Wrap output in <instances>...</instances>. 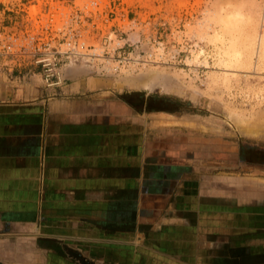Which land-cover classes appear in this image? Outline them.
<instances>
[{"label":"crops","instance_id":"crops-1","mask_svg":"<svg viewBox=\"0 0 264 264\" xmlns=\"http://www.w3.org/2000/svg\"><path fill=\"white\" fill-rule=\"evenodd\" d=\"M61 78L0 77V264H264V207L241 215L184 178L155 134L172 110L79 68Z\"/></svg>","mask_w":264,"mask_h":264},{"label":"rangeland","instance_id":"rangeland-1","mask_svg":"<svg viewBox=\"0 0 264 264\" xmlns=\"http://www.w3.org/2000/svg\"><path fill=\"white\" fill-rule=\"evenodd\" d=\"M54 51L172 110L155 134L184 178L241 215L264 207V0H0V77L42 79Z\"/></svg>","mask_w":264,"mask_h":264},{"label":"built area","instance_id":"built-area-1","mask_svg":"<svg viewBox=\"0 0 264 264\" xmlns=\"http://www.w3.org/2000/svg\"><path fill=\"white\" fill-rule=\"evenodd\" d=\"M88 57L85 53L77 51L63 53L54 51V53L50 54V57L37 60L36 64L42 68V79L45 89H59L65 83V80L61 78V70L65 67L75 66L79 62L90 64ZM96 74L103 76L101 73Z\"/></svg>","mask_w":264,"mask_h":264},{"label":"bare ground","instance_id":"bare-ground-1","mask_svg":"<svg viewBox=\"0 0 264 264\" xmlns=\"http://www.w3.org/2000/svg\"><path fill=\"white\" fill-rule=\"evenodd\" d=\"M68 68H69V67H68ZM142 78H143V76H142ZM142 78H141L142 81H140V83H142V84L144 85V83L146 82V79H142ZM151 79H152V78H151Z\"/></svg>","mask_w":264,"mask_h":264}]
</instances>
